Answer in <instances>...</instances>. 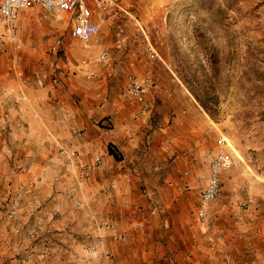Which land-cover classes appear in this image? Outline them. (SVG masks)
I'll return each instance as SVG.
<instances>
[{
  "label": "rangeland",
  "instance_id": "rangeland-1",
  "mask_svg": "<svg viewBox=\"0 0 264 264\" xmlns=\"http://www.w3.org/2000/svg\"><path fill=\"white\" fill-rule=\"evenodd\" d=\"M124 1L126 13L105 17L100 32L88 44L65 39L57 45L62 24H41L22 13L14 23L16 41L10 44L0 40V52L14 47V75L29 83L28 91L35 97L40 88L47 89L50 102L56 103L57 95L62 97L61 107L67 103L81 108L96 101L97 93L107 96L103 83L109 78L115 81L113 98L128 75H151L155 86L147 97L152 112L142 125H146V135L154 127L168 129L172 152L163 162L176 174L178 183L187 169L180 162L186 145L189 151L192 147L200 149L194 133L202 136L205 131L185 97L210 118L204 127L211 130L205 131L202 142L212 145L202 149L204 154L200 155L206 159L202 163L212 157L218 137L227 141L225 151L232 166L222 175L221 201L208 208L210 227L205 229L195 219L197 198L184 209L171 208L184 192L170 188L172 194L155 202L163 208L161 212L159 208L156 220L165 224L151 230L155 235L165 231L167 237L154 241L148 237L145 223L133 231L134 223L126 229V243L112 241L113 264H264V0ZM140 27L158 54L153 64L147 62ZM99 48L110 51L108 61H96ZM83 59L96 72L91 81L84 77ZM11 166L9 161L5 168H15ZM3 169L0 164L2 173ZM19 183L2 180L0 174V264H13L9 252L17 255L3 236L12 225L5 221L2 209ZM241 203L245 204L243 210L239 209ZM238 212L242 220L235 222L233 216ZM47 240L43 241L47 256L38 253L42 257H33L29 264H56L48 258ZM76 261L67 255L65 261L58 262Z\"/></svg>",
  "mask_w": 264,
  "mask_h": 264
},
{
  "label": "crops",
  "instance_id": "crops-1",
  "mask_svg": "<svg viewBox=\"0 0 264 264\" xmlns=\"http://www.w3.org/2000/svg\"><path fill=\"white\" fill-rule=\"evenodd\" d=\"M13 48L10 47L6 53L0 52V164L4 168L0 174L2 180L34 183L32 195L42 206L37 212L41 213L43 223L36 243L33 242L35 239L15 233L12 227H9V232L4 231V238L20 257L9 252L13 258L10 262L22 263L21 255L29 252H34L32 259L41 258L42 255L38 256L41 252H45L46 257L48 252L43 250V241L48 239V258L56 264L60 260L65 261L67 255L82 263L103 264L100 255L90 257L85 250L87 245H97L93 217L108 221L120 230L141 221L147 225L148 237L152 236L154 241L161 236L165 239V231L163 235H155L151 230L157 224H165L156 220L158 210L162 209L161 212L163 208L161 203L157 205L155 202L172 194L170 188L177 191L176 187L180 185L176 174L166 169L163 162L165 156L172 152L167 139L168 129L154 127L146 135V125H142L146 119L132 120L133 109L126 107L128 102L119 99L120 90L111 97V93L114 94L111 89L116 91L112 86L113 78L103 83L107 96L97 93L96 101L81 108H72L66 100L65 106L61 107L63 99L58 95L56 103L50 102L46 88L37 90L40 91L38 97L31 95L27 87L29 83L16 77L11 70L16 55ZM185 100L193 107L203 130L210 131L211 127H204L210 122L207 114L189 98L185 97ZM54 105L57 106L54 108ZM101 120L102 125L110 128L98 126ZM137 122L141 123L132 124ZM71 129L82 131L83 137H73ZM194 134L199 137L196 144L201 148L192 147L189 151L186 145V154L180 158L189 173L188 178L181 176V179L188 182L189 189L184 191L179 201H171L173 209L177 206L184 209L186 204L199 199L208 177L210 159L204 165L202 162L206 159L200 154H204L202 149L208 150L212 143L202 142L203 134ZM205 140L208 141L207 138ZM55 141L77 151L74 166H68L57 154ZM108 146L121 157V161H116L108 153ZM95 157L101 159L100 167H91ZM9 161L15 170L5 168ZM111 185H114L113 189ZM77 203L82 207L78 209ZM28 212L31 211L26 209L20 216H28ZM97 246L110 251L112 240L106 238Z\"/></svg>",
  "mask_w": 264,
  "mask_h": 264
},
{
  "label": "built area",
  "instance_id": "built-area-1",
  "mask_svg": "<svg viewBox=\"0 0 264 264\" xmlns=\"http://www.w3.org/2000/svg\"><path fill=\"white\" fill-rule=\"evenodd\" d=\"M126 4L124 0H0V39L4 43H14L16 41L14 23L19 19L20 14L26 13L38 23L41 24H62L63 33L56 40L60 45L63 40L78 41L88 44L100 32L102 21L105 17H117L121 13H126ZM140 34L145 38V49L147 52V62L153 64L158 58L157 52L146 37L145 30L140 27ZM71 47V43L68 44ZM110 58V51L106 48L100 49L96 55L97 62H106ZM81 68L84 69V77L91 81L96 77V72L86 59L81 61ZM169 68L170 65L166 64ZM155 86L151 75L144 76L128 75L123 87L118 93V97L123 102H128L132 111V120L138 121L147 118L152 112L150 99L147 97L149 90ZM71 135L77 139L83 137V132L71 129ZM228 146L227 141L218 137L215 142V152L210 158L208 165V177L204 189L199 196V207L195 211V219L205 228L210 227V217L208 208L217 204L222 199V175L225 170L232 166V161L225 151ZM54 147L57 154L65 160L68 166H74L77 162V151L70 147L55 141ZM102 164L99 157H95L91 167L97 168ZM183 177L188 178L189 173L183 172ZM34 183H19L12 191L9 199L3 205L2 213L6 222L11 223L15 233L22 234L28 239H35L42 227L43 218L37 212L42 208L35 195H32ZM111 189L114 185L110 186ZM178 192H184L189 189L187 181H182L176 187ZM245 204L241 203L239 209L243 210ZM35 207V208H34ZM79 209L80 203L76 204ZM30 210L28 216H20L24 210ZM57 212V211H56ZM53 215L54 213H50ZM23 215V214H22ZM23 217V218H19ZM235 222L241 221V213L234 214ZM92 224L94 228L97 245L102 244L106 238L123 244L128 241L129 232L120 230L114 225H109L103 220L93 217ZM143 222H136L131 230L136 231L143 228ZM47 242L44 244L46 245ZM97 245H87L86 252L90 257L100 255L103 264H113V254L106 247ZM32 252L26 253L21 258L22 263H29L32 260ZM72 264H86L76 261Z\"/></svg>",
  "mask_w": 264,
  "mask_h": 264
},
{
  "label": "trees",
  "instance_id": "trees-1",
  "mask_svg": "<svg viewBox=\"0 0 264 264\" xmlns=\"http://www.w3.org/2000/svg\"><path fill=\"white\" fill-rule=\"evenodd\" d=\"M199 103H200L201 107L206 111V109H205L203 103L200 102V101H199ZM103 120H104V119H103ZM103 120H101L100 122H98V126H101L102 128H105V129H109V128H110L109 126H107V125H102V124H101V123L103 122ZM108 153H109L110 155H112L116 161H121V160H122L121 157H120L119 155H117V154L113 151V149H112L110 146H108Z\"/></svg>",
  "mask_w": 264,
  "mask_h": 264
}]
</instances>
